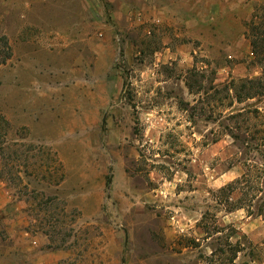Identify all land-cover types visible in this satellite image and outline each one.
I'll return each mask as SVG.
<instances>
[{"label": "rangeland", "instance_id": "rangeland-1", "mask_svg": "<svg viewBox=\"0 0 264 264\" xmlns=\"http://www.w3.org/2000/svg\"><path fill=\"white\" fill-rule=\"evenodd\" d=\"M0 264H264V0H0Z\"/></svg>", "mask_w": 264, "mask_h": 264}, {"label": "trees", "instance_id": "trees-1", "mask_svg": "<svg viewBox=\"0 0 264 264\" xmlns=\"http://www.w3.org/2000/svg\"><path fill=\"white\" fill-rule=\"evenodd\" d=\"M252 30V29H251ZM251 45H252V47H254L255 46V43L253 42V41H251V43H250ZM3 61H4V59H3Z\"/></svg>", "mask_w": 264, "mask_h": 264}]
</instances>
